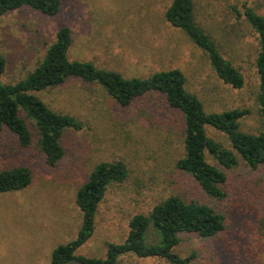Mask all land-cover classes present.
<instances>
[{
    "label": "rangeland",
    "instance_id": "obj_1",
    "mask_svg": "<svg viewBox=\"0 0 264 264\" xmlns=\"http://www.w3.org/2000/svg\"><path fill=\"white\" fill-rule=\"evenodd\" d=\"M172 0H60L56 16L22 8L0 17V56L5 61L2 81L24 79L56 32H71L70 61L91 63L124 79H146L177 69L187 92L197 97L206 113L246 110L240 129L255 134L257 77L254 59L258 40L243 19V4L264 17V0H192L198 27L217 45L222 56L241 73L244 87L223 84L206 55L164 19ZM52 111L73 117L79 130H66L60 140L63 158L48 166L37 147L29 148L13 135L0 132V172L15 167L31 171L24 190L0 194V264H49L60 245L75 240L82 224L75 204L77 190L102 162L121 161L127 178L110 185L100 202L91 238L75 255L104 259L106 246L124 240L128 221L148 213L173 196L207 202L225 220L217 236L202 239L181 234L174 252L194 255L190 264H264V168L250 171L242 162L225 169L211 156L206 161L226 175L221 200L203 197L191 178L176 168L184 155L183 123L167 109L163 98L145 95L127 107L117 105L97 84L69 79L63 85L35 94ZM206 135L227 150V138L211 127ZM153 236L147 237V243ZM118 264H169L158 258L124 256ZM67 264H78L70 262Z\"/></svg>",
    "mask_w": 264,
    "mask_h": 264
},
{
    "label": "trees",
    "instance_id": "obj_2",
    "mask_svg": "<svg viewBox=\"0 0 264 264\" xmlns=\"http://www.w3.org/2000/svg\"><path fill=\"white\" fill-rule=\"evenodd\" d=\"M22 8L32 9L47 17H54L60 9V0H0V17ZM254 31L258 49L254 59L257 77L256 105L260 129L255 134L240 129L246 110L206 113L196 96L187 92L186 79L177 69L160 71L146 79H124L112 71L98 70L91 63L70 61L71 32L60 28L44 56L27 76L13 84H5L2 76L6 61L0 56V132L6 130L17 144L29 148L32 135L28 119L37 134V147L48 166H55L64 156L60 140L66 130H79L80 123L73 117L52 111L35 94L54 89L69 79L86 84H97L119 106L127 107L145 95L163 98L166 107L183 123L184 155L176 168L186 173L203 197L221 200L225 197V173L206 161L212 157L225 169L242 162L250 171L264 168V17L243 4L241 14ZM165 21L180 30L190 42L203 52L208 63L225 85L240 90L244 87L241 73L226 60L216 43L197 26L192 0H172L164 13ZM211 127L223 134L231 150L210 139L205 132ZM127 178L126 166L121 162H102L96 165L87 181L77 190L75 204L81 213L82 224L75 240L60 245L51 254L49 264H118L124 256L140 259L158 258L169 264H190L194 255L186 258L174 252L181 234H194L202 239L217 236L225 229L224 217L200 199L173 196L155 205L146 214L134 215L127 224V233L118 244H108L104 259L76 256L77 249L93 235L97 208L108 187L121 184ZM32 181L31 171L15 167L0 172V194L26 189ZM153 242L147 243V237Z\"/></svg>",
    "mask_w": 264,
    "mask_h": 264
}]
</instances>
